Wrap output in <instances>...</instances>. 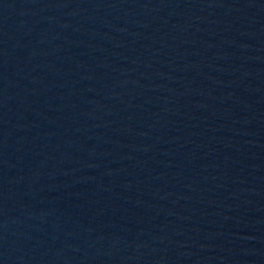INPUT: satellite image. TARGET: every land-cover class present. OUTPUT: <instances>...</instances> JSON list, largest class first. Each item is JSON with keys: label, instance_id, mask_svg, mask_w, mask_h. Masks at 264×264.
Wrapping results in <instances>:
<instances>
[{"label": "water", "instance_id": "obj_1", "mask_svg": "<svg viewBox=\"0 0 264 264\" xmlns=\"http://www.w3.org/2000/svg\"><path fill=\"white\" fill-rule=\"evenodd\" d=\"M0 264H264V0H0Z\"/></svg>", "mask_w": 264, "mask_h": 264}]
</instances>
